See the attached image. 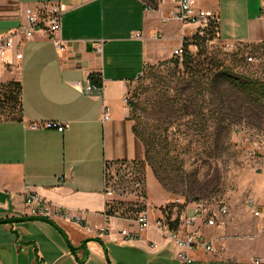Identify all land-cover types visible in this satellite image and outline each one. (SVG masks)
Wrapping results in <instances>:
<instances>
[{"label": "crops", "instance_id": "1", "mask_svg": "<svg viewBox=\"0 0 264 264\" xmlns=\"http://www.w3.org/2000/svg\"><path fill=\"white\" fill-rule=\"evenodd\" d=\"M44 2L64 8L62 45L43 32L28 40L15 36L16 47L0 57V83L19 81L22 88L21 118L0 119V219L28 216L30 186L54 205L85 216L90 229L58 224L75 246L88 240L90 254L88 258L83 250L73 254L52 225L26 221L0 226V264H156V253L172 250L175 255L176 248L171 242L170 250L152 249L151 240L160 241L161 247L167 242L153 229L139 240H122L115 232L98 234L105 225L104 165L106 160L145 159V145L134 132L126 101L130 82L146 65L169 59L197 27L163 21L173 0L160 4L155 0H0V33L26 26V9ZM195 5L216 12L221 38L264 44V0H197ZM92 75L100 89L88 93L76 86L77 81L84 86L94 82ZM48 120L62 122L64 131L29 127ZM166 200H170L167 193ZM215 229L201 231L213 239ZM254 241L249 259L236 255L241 248L237 246L231 249L233 262L215 260L212 254L197 260L253 264L259 258L264 263V236ZM161 264L172 263L169 259Z\"/></svg>", "mask_w": 264, "mask_h": 264}, {"label": "rangeland", "instance_id": "2", "mask_svg": "<svg viewBox=\"0 0 264 264\" xmlns=\"http://www.w3.org/2000/svg\"><path fill=\"white\" fill-rule=\"evenodd\" d=\"M188 40L183 59L171 56L148 64L129 85L134 132L148 150L144 162L147 197L158 207L170 203L166 193L170 199L208 197L226 203L228 226L214 230L216 251L212 255L215 260L233 262L231 249L240 246L236 255L249 259L254 240L264 236V217L253 215L248 204L251 197L260 203L264 200V97L257 89L251 94L229 86L233 109L222 122L216 111L219 95L211 82H224L216 78L224 69L240 82L264 83V44L253 48L258 58L255 63L247 59L248 43L223 39L213 30L195 33ZM188 55L193 63L186 67L183 62ZM13 109L0 112V118L17 116L18 106ZM238 142L255 147V158ZM195 200L189 201L191 208ZM170 244L168 240L156 252L170 250ZM193 255L208 258L211 253L197 249ZM169 259L180 264L172 250L156 253V264Z\"/></svg>", "mask_w": 264, "mask_h": 264}, {"label": "built area", "instance_id": "3", "mask_svg": "<svg viewBox=\"0 0 264 264\" xmlns=\"http://www.w3.org/2000/svg\"><path fill=\"white\" fill-rule=\"evenodd\" d=\"M155 1L160 4L164 0ZM196 1L173 0L174 6L162 17L163 21L175 20L183 24H193L197 27L196 33L200 35L207 33L213 24L219 21L218 15L213 10L196 7ZM148 6L154 8L151 4ZM63 13L64 8L55 2H44L37 7H28L26 26L16 31L0 33V57L16 47L15 36H21V40H28L37 32H43L57 46H61ZM214 31L220 36L218 27ZM247 46V53H250L248 61L256 63L258 58L253 55L255 45ZM97 49L101 50V46ZM183 53V46H180L173 50L172 56L183 59ZM22 57L23 53L19 51L17 58ZM76 86L88 93L102 87L101 83L94 82L84 86L81 81H77ZM1 96L0 92V98ZM126 101L128 103V96ZM108 118L109 115L105 112V119ZM29 127L57 128L59 131L65 129L62 122L56 120L31 123ZM249 141L251 142L250 138ZM238 145L246 149L250 158H255L257 152L255 147L246 148V142H238ZM143 165V160L137 159L106 160L103 190L105 225L98 229V234L103 236L115 232L119 239L139 240L149 229H153L163 241L173 242L176 248L175 257L182 264H212L199 263L193 252L197 249L211 254L216 251L214 239L207 238L201 229L204 227L226 229L230 215L228 205L207 197L195 200L194 207L191 208L190 202L176 197L170 199V203L154 206L147 197V178ZM248 204L253 215L264 217V200L260 203L251 197ZM26 205L28 216L46 217L56 223L70 222L85 229L91 227L83 214L54 205L30 186L27 189ZM113 221L117 222L116 226L113 225ZM161 244L157 239L149 241V246L154 250L160 249ZM253 264L264 263L261 259L255 258Z\"/></svg>", "mask_w": 264, "mask_h": 264}, {"label": "trees", "instance_id": "4", "mask_svg": "<svg viewBox=\"0 0 264 264\" xmlns=\"http://www.w3.org/2000/svg\"><path fill=\"white\" fill-rule=\"evenodd\" d=\"M219 25H220L219 21L216 22V24L214 23L213 26L210 28V30H213V32H215L214 29L216 27L219 28ZM198 37L199 36H196V38H198ZM183 63H184V65H186V67L191 66L193 63L191 61V56L188 55L184 59ZM217 69H219V68H217ZM209 71L210 70H208V72ZM216 78L223 79V81H224V82H211L212 88L217 89V91H215V92H217V94L219 95V97H216V99H215L216 104H217L216 111L220 114V119L222 122H225V121H227V119L230 118L228 116L230 115V112L233 109V106L230 107L232 94L227 92V88L229 86H232V87L234 86L236 88H239L240 90L247 91L248 93H251V94L254 92L255 89H257V91L264 97V83H262V82H240V80L236 79L233 75H231L230 73H228L224 69L221 70V72H219V74ZM91 79L95 83H98V84L100 83L94 75L91 76ZM208 83H210V82H208ZM0 92L2 93V96L0 98V112L12 110L13 105L16 104L19 108L17 110L18 115L14 116L12 118H9V119H20L22 116V97H21L22 88H21L20 82L19 81H9L6 83H0ZM0 119H2V118H0ZM145 150H146V153H145V158H146V157H148L147 156L148 150H147L146 146H145ZM144 162H145V159L143 160V164H144ZM143 166L145 167V164ZM153 170H154L155 175H156L157 174L156 166H153ZM157 177L160 180V182L164 186H166V183L163 181V179H161L159 176H157ZM185 198H186V202L195 200V198L193 199V198H189L187 196H185Z\"/></svg>", "mask_w": 264, "mask_h": 264}, {"label": "water", "instance_id": "5", "mask_svg": "<svg viewBox=\"0 0 264 264\" xmlns=\"http://www.w3.org/2000/svg\"><path fill=\"white\" fill-rule=\"evenodd\" d=\"M26 221H42V222H46L50 225H52L64 238V240L67 243V246L69 247V249L72 251L73 254H77L78 250H83L86 254V258H88L89 254H90V250L87 247V242L88 240H84L80 245L75 246L72 241L70 240V238L68 237L67 233L65 232V230L55 221L50 220L49 218L46 217H36V216H16V217H8V218H4V219H0V224H10V225H14L16 223L19 222H26ZM97 240V239H96ZM99 241V240H97ZM101 242V241H99ZM104 250H105V254H106V259L109 263H111V260L108 256V252H107V248L106 245L104 243H101Z\"/></svg>", "mask_w": 264, "mask_h": 264}]
</instances>
